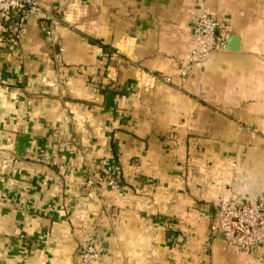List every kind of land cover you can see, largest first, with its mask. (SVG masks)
I'll return each mask as SVG.
<instances>
[{
  "label": "crops",
  "instance_id": "obj_1",
  "mask_svg": "<svg viewBox=\"0 0 264 264\" xmlns=\"http://www.w3.org/2000/svg\"><path fill=\"white\" fill-rule=\"evenodd\" d=\"M38 3L0 34V264H75L89 234L92 264H264L216 228L224 198L264 202V0ZM202 13L225 50L142 86Z\"/></svg>",
  "mask_w": 264,
  "mask_h": 264
},
{
  "label": "built area",
  "instance_id": "obj_2",
  "mask_svg": "<svg viewBox=\"0 0 264 264\" xmlns=\"http://www.w3.org/2000/svg\"><path fill=\"white\" fill-rule=\"evenodd\" d=\"M38 9V0H0V34L9 25L12 37L18 39L28 14ZM220 27V22L212 15L202 13L197 22V41L189 56L176 66L173 74H158L137 66L141 73L140 84L147 86L160 81L181 88L195 65L203 63L213 51L225 50L226 37L220 32ZM44 33L46 39L53 42V31L49 25L44 27ZM107 184L114 186L115 182L109 180ZM216 228L223 233L226 244L236 250L260 249L264 246V202L238 201L234 196L224 198L216 218ZM100 256L97 239L94 234H89L79 248L75 264H92Z\"/></svg>",
  "mask_w": 264,
  "mask_h": 264
},
{
  "label": "water",
  "instance_id": "obj_3",
  "mask_svg": "<svg viewBox=\"0 0 264 264\" xmlns=\"http://www.w3.org/2000/svg\"><path fill=\"white\" fill-rule=\"evenodd\" d=\"M232 40H236V38H234V36H230V37L228 38L227 42H231ZM219 233H220V235H221V238L224 239V235H223V233H222V232H219ZM254 249L256 250V249H258V248H254Z\"/></svg>",
  "mask_w": 264,
  "mask_h": 264
}]
</instances>
